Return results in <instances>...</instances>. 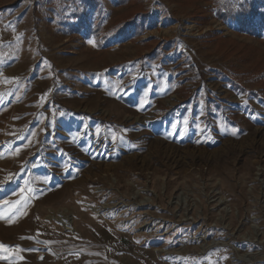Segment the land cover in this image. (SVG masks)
<instances>
[{"label":"rangeland","instance_id":"obj_1","mask_svg":"<svg viewBox=\"0 0 264 264\" xmlns=\"http://www.w3.org/2000/svg\"><path fill=\"white\" fill-rule=\"evenodd\" d=\"M97 1L94 9L82 0H0V264H264V100L242 101L252 115L243 118L237 101L199 87L209 78L239 97L225 72L264 78V56L250 42L264 47V33H240L204 0ZM130 9L137 14L124 18ZM213 18L237 32L184 29ZM90 37L99 51L83 41ZM173 38L214 39L223 68L184 79L185 95L169 92L136 113L89 102L94 92L64 104L87 87L82 68L111 58L104 50ZM198 99L211 110L182 117ZM147 113L154 122L124 120ZM106 205L109 214L90 208ZM58 212L72 216V231L47 220Z\"/></svg>","mask_w":264,"mask_h":264},{"label":"crops","instance_id":"obj_2","mask_svg":"<svg viewBox=\"0 0 264 264\" xmlns=\"http://www.w3.org/2000/svg\"><path fill=\"white\" fill-rule=\"evenodd\" d=\"M198 5L204 8L203 4L197 3L196 6ZM107 22L109 24L107 28H109L111 19ZM250 40L256 50V56L262 54L264 56L262 43L254 41V39ZM83 41L86 45L96 48L95 40L92 37ZM207 41L209 44L204 41L173 38L163 42L159 48L148 42L137 45L136 48L129 45L131 43H126L122 47L106 49L104 52L106 51L107 54L111 52V58L109 57L105 61L107 57L104 56L101 62L95 64L90 62L88 67L84 68L85 70L82 68L83 82L87 87L80 89L75 96H68L69 99L64 104L75 105L88 99L89 93L94 92L95 96H92L89 102L96 103L101 99L117 115L123 112H139L160 102L169 92L185 95L181 86L184 79L193 78L206 72L216 73L223 68L220 56L218 57V53L212 47L216 43L212 41L215 40L208 39ZM242 41L244 40L242 39ZM96 50L99 51L98 48ZM93 75L96 76V81H94ZM103 75L106 80H103L104 85L102 86L97 79ZM224 75L223 79L237 90L239 97L248 103L253 100L251 97L264 100V78L238 72H225ZM122 84L124 85L123 89L121 88ZM64 100L67 99L64 97ZM191 103L182 117H187L193 109L194 112L204 113L212 108L211 103L201 99ZM187 132L186 127L181 128V134ZM90 208L92 212L96 213L93 207Z\"/></svg>","mask_w":264,"mask_h":264},{"label":"trees","instance_id":"obj_3","mask_svg":"<svg viewBox=\"0 0 264 264\" xmlns=\"http://www.w3.org/2000/svg\"><path fill=\"white\" fill-rule=\"evenodd\" d=\"M86 5L97 8L99 6L97 0H82ZM126 0H118L117 2L122 6L127 5ZM197 0H179L184 5L191 4ZM212 3L217 14L222 19L235 20L240 33L246 34L250 37L260 38L264 33V0H204ZM137 14L136 10L130 9L124 16L129 14ZM122 27L126 25V22H120ZM100 32L99 25H95L91 31L92 36L98 40V34ZM99 41V40H98Z\"/></svg>","mask_w":264,"mask_h":264},{"label":"built area","instance_id":"obj_4","mask_svg":"<svg viewBox=\"0 0 264 264\" xmlns=\"http://www.w3.org/2000/svg\"><path fill=\"white\" fill-rule=\"evenodd\" d=\"M157 16L161 18L162 14L160 12H158ZM184 29L187 31L194 30L195 33L202 32V34L197 35V36L204 35V34L211 32V31H214V32L216 31L219 34H224V35H230V34L237 32V27H236L235 23H233V22H221V21H217L214 18L211 21V24L204 25L201 27V29H199L198 26H196L192 22H188V24L186 26H184ZM187 34L195 35L194 33H191V32H187ZM213 81L214 80H210L208 78V79H206V82L204 84L201 83V85L199 87H202L206 91L210 92L214 97L218 98L221 101L231 102V103H234V101H237V105L232 106L233 112L238 113L243 118H251L252 117V115L250 114L249 111L241 109V104H242V101H244V99H242L241 97H238L235 93L231 92L229 90L228 86L223 85V84H219L216 81L215 82H213ZM102 113L107 115L106 111L102 112ZM258 117L260 118V120L263 119L264 118V111H261L258 114ZM47 220H49V219H47ZM64 221H66V220H64ZM62 226H63V228H66V227H64V225H62ZM39 242L42 243L41 241H39ZM43 256L44 255L41 254L40 259H42Z\"/></svg>","mask_w":264,"mask_h":264},{"label":"bare ground","instance_id":"obj_5","mask_svg":"<svg viewBox=\"0 0 264 264\" xmlns=\"http://www.w3.org/2000/svg\"><path fill=\"white\" fill-rule=\"evenodd\" d=\"M150 34V33H149ZM195 35H200V34H202V32H200V33H194ZM147 37V35L146 36H144V37H142L143 39L144 38H146ZM176 99V97L174 96V95H172L171 97H170V99H169V103L168 104H170V105H173V104H171V103H173V102H175L174 100ZM107 112V111H106ZM152 116H153V114L152 113H147V114H144V115H142V116H137V117H132V116H125L124 117V120H127L128 122H132V123H135L137 126L139 125V124H137L136 123V121H148V119H149V117H150V119L152 118ZM152 120V119H151ZM152 122H154L153 120H152ZM151 122V123H152ZM151 123H149V125L151 124ZM260 125H263V126H261V127H264V118L263 119H261V121H260ZM144 202H149V200H145ZM143 204V203H142ZM61 210H63L64 212H66V210L65 209H61ZM96 213H101V211H103L104 213H106V214H109V210H110V208H108L107 207V205L106 206H102L101 208H94L93 209ZM111 212V211H110ZM47 219H49V220H55L56 222H58V223H60V224H62V225H64V227H66V228H64L65 230H69V231H72L73 230V227H72V222H73V220H72V216H69V215H65V214H62V213H56V214H51V215H49V216H47ZM64 220H66V221H64ZM145 228V227H144ZM161 252V251H160ZM162 252H164V253H166L165 251H162ZM40 255L41 254H39L38 255V258L40 259Z\"/></svg>","mask_w":264,"mask_h":264},{"label":"snow or ice","instance_id":"obj_6","mask_svg":"<svg viewBox=\"0 0 264 264\" xmlns=\"http://www.w3.org/2000/svg\"><path fill=\"white\" fill-rule=\"evenodd\" d=\"M176 126L175 125H173V128H175ZM29 191H32V189H29ZM18 204L20 203V202H17ZM18 210V209H17ZM0 248H4V245H0ZM20 249H17V251H19ZM210 264H211V262H210Z\"/></svg>","mask_w":264,"mask_h":264}]
</instances>
